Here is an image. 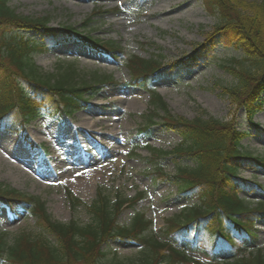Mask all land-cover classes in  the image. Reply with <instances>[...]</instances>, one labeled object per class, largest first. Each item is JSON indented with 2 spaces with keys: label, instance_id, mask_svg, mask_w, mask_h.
I'll use <instances>...</instances> for the list:
<instances>
[{
  "label": "rangeland",
  "instance_id": "obj_1",
  "mask_svg": "<svg viewBox=\"0 0 264 264\" xmlns=\"http://www.w3.org/2000/svg\"><path fill=\"white\" fill-rule=\"evenodd\" d=\"M8 6L23 17L47 19L48 27L75 29L70 42L32 54L42 74L59 75L74 66L77 79L89 80L94 73L109 79V84L86 95L89 98L85 105L65 121L41 115L21 127L0 129L4 143L0 145V183L42 202L53 220L89 223L91 218L84 206L92 204L98 191L112 199H132L143 193L133 207L122 211L117 224L129 226L132 216L142 213L153 223L150 234L160 236L171 218L198 205L196 193L185 197L172 179L163 178L157 183L151 176L153 169L146 161L150 158L148 149L171 151L181 139L159 124L142 132L150 99L143 87L131 81V57L161 63L151 85L171 115L233 123L237 130L247 133L242 142L244 150L254 157H264V99L263 108L254 111L250 119L248 111L224 94L222 88L237 84L227 68L238 66L236 62L249 64L235 44L215 36L217 18L208 13L204 0H8ZM8 34L9 38L15 35L32 41L40 38L32 30ZM82 38L114 43L120 52L95 50ZM196 50L205 58L192 63V68L182 69L179 61ZM87 111L94 119L88 118L99 121L97 127L80 126L83 123L79 117ZM154 121L159 123L158 118ZM110 132L117 135V141L108 137ZM25 138L40 148L30 149ZM14 149L25 157V163L12 156ZM162 170L173 177L169 160L162 163ZM238 177L263 187V193L252 187L254 191L241 194V198L251 208L261 203L264 206V170L242 166ZM66 191L84 206L73 209ZM29 210L0 208V233L8 241L22 234H42ZM253 232L257 249L264 250V220L255 222ZM206 243L212 242L209 239ZM103 251L106 257L102 264L142 256L139 247L119 238L105 244ZM0 264L8 263L2 260Z\"/></svg>",
  "mask_w": 264,
  "mask_h": 264
},
{
  "label": "trees",
  "instance_id": "obj_2",
  "mask_svg": "<svg viewBox=\"0 0 264 264\" xmlns=\"http://www.w3.org/2000/svg\"><path fill=\"white\" fill-rule=\"evenodd\" d=\"M204 4L208 13L217 18L215 36L232 42L246 56L244 61L248 66L236 62L238 66L227 68L237 84L222 90L248 111L251 119L252 113L263 107L264 99V0H204ZM30 30L38 34L39 41L8 37L9 32L17 35ZM74 33L72 27H48L47 19L23 17L8 6V0H0V129L21 127L43 112L66 120L85 105L89 98L86 95L91 96L100 86L109 84L108 77L97 73L89 75V80L77 79L79 74L74 66H68L59 75L42 74L33 62L32 54L42 52L47 46L65 44ZM82 39L95 50L120 52L114 43L106 45ZM203 58L196 50L179 64L183 65L182 69L192 68V63ZM128 65L133 85L143 87L150 97L149 116L142 131L159 124L181 139L171 151L148 149L151 176L157 183L163 179L161 165L169 160L175 170L171 178L180 194L194 197L196 193L198 205L171 218L162 236H156L150 234L152 222L141 213L132 216L129 226L117 224L122 211L133 207L143 197L142 193L132 199H112L98 191L87 207L67 193L73 209L84 206L89 213L90 222L81 225L53 220L42 202L0 183V208H29L42 232L38 237L22 234L13 241L0 233V261L102 264L106 257L103 246L119 238L137 245L142 256L108 264H264V250L257 249L253 232L255 222L264 220V206L261 203L251 208L241 198V194L254 191L252 187L255 192L263 193V187L238 177L242 166L264 170V157H254L244 150L242 142L247 133L237 130L233 123L205 120L201 116L186 120L171 115L168 105L150 88L162 68L160 62L131 57ZM156 118L159 123L154 121ZM205 239H211L212 243L206 244ZM222 254L226 255L223 259Z\"/></svg>",
  "mask_w": 264,
  "mask_h": 264
},
{
  "label": "bare ground",
  "instance_id": "obj_3",
  "mask_svg": "<svg viewBox=\"0 0 264 264\" xmlns=\"http://www.w3.org/2000/svg\"><path fill=\"white\" fill-rule=\"evenodd\" d=\"M131 81H132V80H131ZM45 110L47 111V109H45ZM41 114L47 116L48 118H54V117H52L51 115L46 114L45 112H43V113H41ZM87 115H88L90 118L94 119V117L90 116V112L87 111L85 115L79 117V120H78V121L83 123V124L80 125V126H82V128H84V129H88V127H89V128H90V127H91V128L97 127V126L99 125V121L91 120L90 118L87 117ZM89 121H92V123H93L92 126H91L90 124L86 123V122H89ZM107 135H108V137L110 136L109 138L112 139V140H115V141L118 140L117 135L114 134L113 132H110V133H108ZM1 139H2V138H1ZM1 139H0V145H1V144H4V143L1 141ZM2 146H3V145H2ZM113 148H115V147H113ZM12 156L15 157V158H17L18 160H20L22 163H25V157H24L22 154H20V155L17 154V152L15 151V149H14V152H12Z\"/></svg>",
  "mask_w": 264,
  "mask_h": 264
}]
</instances>
